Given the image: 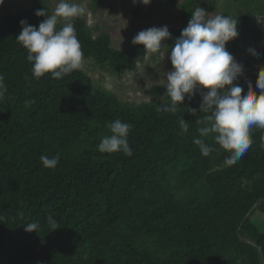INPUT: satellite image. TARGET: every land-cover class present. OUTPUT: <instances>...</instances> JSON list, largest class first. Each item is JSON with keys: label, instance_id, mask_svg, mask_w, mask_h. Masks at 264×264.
Listing matches in <instances>:
<instances>
[{"label": "trees", "instance_id": "trees-1", "mask_svg": "<svg viewBox=\"0 0 264 264\" xmlns=\"http://www.w3.org/2000/svg\"><path fill=\"white\" fill-rule=\"evenodd\" d=\"M231 2L234 11L221 15L238 19L239 35L226 48L249 42L262 53L257 18L264 21V0ZM171 4L182 25L170 30L167 48L198 7L197 0L164 7ZM42 8L53 12L49 0H33L0 14V75L7 86L0 99V264H264V130L254 127L248 151L226 166L230 153L215 134L198 132L197 121L207 115L199 111L198 93L165 113L157 111L169 100L163 85H151L152 99L136 103L96 86L83 69L33 78L28 50L16 37L21 20L39 26L45 18L35 11ZM73 23L84 58L109 74L135 68L147 52L139 44L117 49L108 33L93 36L84 15ZM258 73L250 74L253 87ZM237 83L247 89L242 76ZM116 119L132 125V156L98 150ZM197 138L214 149L208 156ZM56 154L55 168L43 166L41 155ZM29 223L39 225L37 232L25 230Z\"/></svg>", "mask_w": 264, "mask_h": 264}, {"label": "clouds", "instance_id": "clouds-1", "mask_svg": "<svg viewBox=\"0 0 264 264\" xmlns=\"http://www.w3.org/2000/svg\"><path fill=\"white\" fill-rule=\"evenodd\" d=\"M3 3L4 0H0V5ZM132 3L149 5L151 0H132ZM85 13L86 8L80 3L58 0L51 15L44 8L35 11L36 16L45 18L38 27L27 20L20 21L21 31L16 39L28 50L26 59L32 65L33 78L39 79L46 73H50L51 78H63L83 67L84 53L73 20ZM61 23L62 27L58 28ZM238 23L237 18L221 14L208 18L202 7L191 13L187 26L175 39L168 56L172 68L166 72L163 87L169 100L157 107V111L176 113L186 96L190 100L198 93L202 98L199 111L207 114L197 121L202 125L198 132L201 137L215 134L216 143L230 153L224 160L226 166L235 164L248 151L253 143L254 127L264 130V69L259 71L255 87L248 80L245 90L237 83L244 75V66L226 48V43L239 35ZM170 38L167 25L153 26L139 31L131 43L143 45L151 53H160L164 41ZM247 51L255 54L251 48ZM161 55L164 58V53ZM6 92L4 77L0 75V99ZM196 112L190 108V113L195 115ZM109 128L111 135L101 139L98 150L132 156L133 149L128 141L132 125L116 119L110 122ZM180 128L182 133L188 131L183 118L180 119ZM193 142L204 156L214 150L203 139L197 138ZM59 160V154L40 156L47 168H55ZM47 220L51 230L58 228L52 215ZM38 228L37 223L25 225L29 232H37Z\"/></svg>", "mask_w": 264, "mask_h": 264}, {"label": "rangeland", "instance_id": "rangeland-1", "mask_svg": "<svg viewBox=\"0 0 264 264\" xmlns=\"http://www.w3.org/2000/svg\"><path fill=\"white\" fill-rule=\"evenodd\" d=\"M80 3L86 8L84 15L86 24L92 29L93 36L99 33H108L112 46L125 50L130 48L133 37L141 30L167 25L170 30L179 28L182 19L179 7L171 4L169 8L164 6L172 0H151L149 5L133 4L132 0H71ZM54 11L58 0H49ZM198 7L206 10L207 17L211 18L225 11H234V6L229 0H197ZM17 6L31 7L33 0H4L0 5V14L6 9L14 10ZM257 23L262 31L261 40L258 42L263 50L256 54L255 45L249 42H240L237 49L228 50L235 59L244 66L245 81L249 80L253 71L264 69V21L258 16ZM249 48L254 53L247 51ZM170 47L162 45L160 53L146 52L143 58L137 62L133 69L124 71L122 74L113 75L96 66L92 59L84 58L83 67L93 79L96 86L110 90L122 101L140 103L149 101L152 96L147 90L153 84L163 85L168 70L172 65L168 59L171 52ZM161 53H164V58ZM264 218V216H261Z\"/></svg>", "mask_w": 264, "mask_h": 264}]
</instances>
